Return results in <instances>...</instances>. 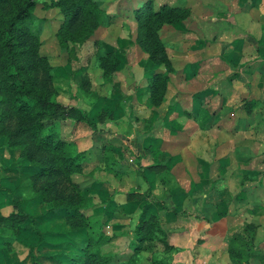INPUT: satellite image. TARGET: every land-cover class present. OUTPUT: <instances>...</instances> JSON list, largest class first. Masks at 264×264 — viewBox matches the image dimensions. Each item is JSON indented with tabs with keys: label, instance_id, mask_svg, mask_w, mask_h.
<instances>
[{
	"label": "crops",
	"instance_id": "crops-1",
	"mask_svg": "<svg viewBox=\"0 0 264 264\" xmlns=\"http://www.w3.org/2000/svg\"><path fill=\"white\" fill-rule=\"evenodd\" d=\"M210 6L197 12L190 5L185 19L161 26L173 34L177 29L197 32L193 42L201 39L204 47L199 52L196 45H187L175 57L157 107L149 103L146 80L159 68L144 80L138 68L126 67L124 83L112 87L107 99L100 98L104 104L97 109L107 116L95 125L90 119L97 102L76 96L80 76L69 73L81 65L74 60L60 64L66 74L59 78L56 101L86 115L85 121L65 124L67 139L77 151L87 152L85 174L78 180L87 186L94 206L86 211L92 226L84 233L100 231L107 237L98 247L101 252H129L138 217L153 213L174 247L165 254L168 264H264V0H216ZM213 26L215 36L208 32ZM172 86L175 92L167 101ZM126 92L123 108L118 99ZM95 128L105 139L98 151L92 143L79 147ZM107 148L115 159L111 167L104 161ZM4 151L0 145V187L10 193L0 194L2 216L17 200L15 189L33 172L14 150V161L5 162ZM225 183L233 187L226 198L220 195ZM48 207L41 199L23 200L18 209L27 218L13 229L0 225V264H60L63 254L76 253L78 236L69 232L63 215L46 213ZM246 223L255 226L250 251L256 256L233 263L226 253L228 237ZM242 232L248 239L250 231ZM149 255L133 258L148 264Z\"/></svg>",
	"mask_w": 264,
	"mask_h": 264
},
{
	"label": "trees",
	"instance_id": "trees-1",
	"mask_svg": "<svg viewBox=\"0 0 264 264\" xmlns=\"http://www.w3.org/2000/svg\"><path fill=\"white\" fill-rule=\"evenodd\" d=\"M34 5L35 0H0V145L14 150L21 164L33 168L15 189L17 200H11L12 210L6 216L0 215V225L15 228L27 218L19 211V203L37 198L49 204L46 213L63 215L69 232L78 236L74 241L76 253L63 254L60 264H136L133 257L142 252L154 255L148 264H168L165 254L174 247L168 243L167 233L153 213L138 217L129 252H101L98 247L107 237L100 231L84 233L92 226L86 211L94 206L87 186L78 180V176L85 174L87 152L77 151L67 139L69 128L65 120L85 121L86 115L55 99L51 64L47 57L38 55L33 43L38 40L37 33L28 22ZM49 6L58 8L62 35L67 42H82L98 26L108 25L119 16L117 12L109 13L103 0H50ZM129 13L135 26V44L151 64L162 67L146 80L149 103L157 107L164 99L171 70L159 30L164 24L185 19L189 10L166 4L153 8L152 0H143L140 5L130 7ZM59 42L64 46L62 39ZM117 64L112 51L97 55V66L105 75L112 74ZM108 151L104 161L110 162L111 167L115 159ZM118 173L114 170V175ZM9 193L0 187V194ZM9 196L12 198L13 194ZM46 213L40 216L46 217ZM243 230L250 231V238L244 237ZM243 230L228 237L226 253L233 263L247 262L256 256L250 251L255 226L246 223Z\"/></svg>",
	"mask_w": 264,
	"mask_h": 264
},
{
	"label": "rangeland",
	"instance_id": "rangeland-1",
	"mask_svg": "<svg viewBox=\"0 0 264 264\" xmlns=\"http://www.w3.org/2000/svg\"><path fill=\"white\" fill-rule=\"evenodd\" d=\"M49 1L50 0H35V5L32 9V17L28 20L32 31L37 33L38 40L37 42L33 41L36 51L38 55H43L49 59V63L51 64L50 73L52 76L51 88L56 91V94L58 93V87H60L59 84H61L59 83L61 82L59 78L64 77L66 74L63 70V66L60 64H66L74 60L76 63L78 62L81 65L80 70H76V72L69 70V73L72 76H80L79 82L76 81V96L81 100L92 103L97 102L94 106L97 113L95 109H92L91 115H94V117L90 119L96 125V122H100L104 116H107L105 112L102 113L101 110L97 109L99 107L101 108L104 104L100 101L102 99H107L110 95H112L110 91L112 87H115L120 83V81L124 83L122 76L126 73V67L130 69L138 68V70L142 73V79H144V77L146 78L149 72L155 67L162 70V67L151 64L147 60L145 53H143L134 42L135 26L129 16V8L140 5L143 0H103L105 3L107 2L106 8L108 12H117L119 13V16L116 17V20L114 19V22L108 25L98 26L92 34L82 42H67V40H65V37L62 35L63 28L60 23L61 15L59 10L57 7L49 6ZM215 1L216 0H186V6H183V4H180L181 0H152V4L153 8H157L161 4H166L170 6H177L179 8H186L188 10H190V5H193L195 10L199 12L202 9L204 11H209L211 8L210 3L214 6ZM177 26L180 28L181 25L177 24ZM226 29L227 28L223 30ZM217 30L216 26H213V28H211L208 32L213 33L215 36L217 34ZM170 31L173 30L168 27H164L159 30V37L165 50L164 53L171 65V70L168 72V75L173 70V62H176L175 60L177 59L175 57L180 55L181 52L185 50L187 45H196L199 52L203 51L204 47V41L201 39L200 40L202 42H200V40L199 42H193L195 39L194 37L198 35L197 32L190 34L189 32H182L181 29H177V34H173L174 32L171 33ZM222 35L225 34L223 33ZM59 38L62 39L64 46L60 44L59 41H61V39ZM107 51H112L118 61L115 71L110 75L103 74L97 66V55ZM85 67L88 69V72L83 75L82 73L84 72L83 69H85ZM129 73H131L130 70ZM171 81L174 84L175 79H171ZM125 82H129V80ZM171 88L172 89H170L171 92H169L170 94L168 95L167 101H169L170 95L175 92L173 89L174 87L172 86ZM108 91H110V93H108ZM126 91L130 92L128 89ZM127 92L126 95L125 93L122 95V99H118L120 106L123 108L127 103ZM101 97L102 99L100 100ZM243 112L244 109H241L240 115H242ZM9 124L11 125V120L9 121ZM91 129L89 130L91 131ZM96 129L97 128L92 130L93 134H90V136L82 139L83 141L78 144L79 147H85L92 143L95 144L93 145L94 149L98 151L99 145L102 144L105 139L103 138L104 134H98V132H96L100 129ZM76 134V136L82 135L81 132H76ZM100 136H102V138ZM2 145L5 150L3 154L8 156V159L5 162L12 163L11 159L14 161V158L11 156L10 148L4 144ZM123 158H128V161L131 160V158L127 157L126 154H124ZM231 186V183H225V187H220V195L225 198L229 197V194L233 191V187ZM222 191L225 194H222ZM211 195L214 196L213 200H215V194L213 193ZM212 196H210V198H212ZM158 255L159 254H156L155 257L158 258ZM151 257H154V255L149 256V259Z\"/></svg>",
	"mask_w": 264,
	"mask_h": 264
}]
</instances>
